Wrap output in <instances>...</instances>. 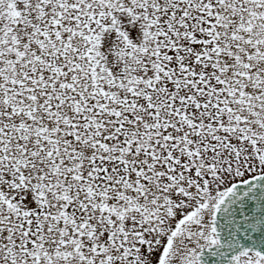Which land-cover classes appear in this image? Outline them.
<instances>
[{
  "label": "snow or ice",
  "instance_id": "6c2138e0",
  "mask_svg": "<svg viewBox=\"0 0 264 264\" xmlns=\"http://www.w3.org/2000/svg\"><path fill=\"white\" fill-rule=\"evenodd\" d=\"M0 264H264V0H0Z\"/></svg>",
  "mask_w": 264,
  "mask_h": 264
}]
</instances>
